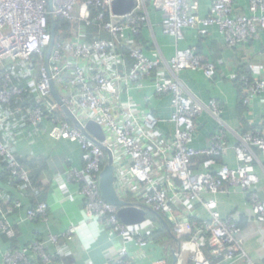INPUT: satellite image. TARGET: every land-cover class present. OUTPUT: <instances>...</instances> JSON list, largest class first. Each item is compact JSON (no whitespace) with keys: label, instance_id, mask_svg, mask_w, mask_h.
I'll return each mask as SVG.
<instances>
[{"label":"built area","instance_id":"built-area-1","mask_svg":"<svg viewBox=\"0 0 264 264\" xmlns=\"http://www.w3.org/2000/svg\"><path fill=\"white\" fill-rule=\"evenodd\" d=\"M53 1L51 12L49 0H0V127L11 120H24L54 140L80 145L83 167L69 169L58 181L65 192L67 185H78L87 222H98L123 241L121 249L110 252L106 264L150 260V248L160 249L165 258L176 249V264H212L206 257V246L222 264L248 258L239 237V218H223L216 197L240 190L252 220L258 227L264 225V199L258 194L260 178L255 172V164H260V157L264 159V135L244 133L232 148L239 168H217V159L230 149L225 137L228 126L223 120L224 107L216 101L202 102L180 77L181 72L190 69L215 80L216 66L196 48H178L169 61L153 59L136 38L151 28L149 9L153 7L162 14L163 33L177 43L184 39L185 29L206 36L210 28L217 26L228 48L234 51L258 40L264 32V0H249L247 14L237 11L234 0H215L207 18L198 15L197 0H137L134 11L123 16L112 13L113 0ZM58 21L72 27L67 29ZM152 78L156 99L171 98L168 122L174 125L175 134L167 142L161 136L155 137L161 120L151 107L130 97ZM233 79L239 82L249 114L254 100L264 101V76L239 74ZM53 89L86 133L68 117ZM204 113L210 114L220 128L206 149L196 150L195 121ZM90 122L103 130V141L87 131ZM108 152L113 158L118 197L128 206L146 211V220L141 224L125 225L118 216L119 208L102 197L100 176ZM200 156L207 158L204 172H197L193 165ZM0 161L22 192H33L29 171L1 138ZM194 204L208 212L207 219H200L199 213L192 210ZM21 208L22 204L17 203L8 213ZM47 213V205L39 203L27 212L28 220L46 222ZM149 214L169 228V238L176 247L167 250V240H155L161 228ZM80 230L81 225H72L61 234L50 232L44 242L35 240L23 248H12L4 264H65L71 252L61 242H73ZM1 235L16 237L5 213L0 218ZM49 244L54 253L49 252Z\"/></svg>","mask_w":264,"mask_h":264},{"label":"crops","instance_id":"crops-1","mask_svg":"<svg viewBox=\"0 0 264 264\" xmlns=\"http://www.w3.org/2000/svg\"><path fill=\"white\" fill-rule=\"evenodd\" d=\"M199 5L198 15L207 18L210 8L215 0H197ZM237 11L248 13L249 0H234ZM150 10V9H149ZM151 28L144 29L141 37L136 41L141 44L153 59L164 58L169 61L174 57L176 50L196 48L198 54L211 61L217 70L215 80H208L200 71L184 70L180 77L187 89L204 103L216 101L224 107L223 120L228 128L225 137L229 150L217 159V168L228 166L238 169L240 163L232 149L239 144V137L246 132H260L264 135V101L261 98L254 100L250 113L243 105L240 94L239 82L233 76L250 74L255 77L264 76V32L258 40H252L238 49L231 51L224 35L217 26L210 28L206 36H201L198 30L185 29L184 39L176 42L173 37L163 33L161 28L162 14L156 9L150 10ZM154 79L145 83L141 91H134L130 97L138 104L151 107L154 115L161 120L155 137H162L165 142L175 134V127L168 122L172 113L170 96L156 99L153 88ZM24 83V82H23ZM127 98V97H125ZM247 112L242 113V108ZM245 110V109H244ZM246 121V124L244 123ZM196 135L193 147L196 150H204L208 147L211 138L219 130L218 122L208 113H204L196 121ZM248 126V127H247ZM0 138L9 145L26 167L29 168L31 177L35 179L37 187L41 190V196L24 193L19 185L6 175L5 163L0 161V218L5 213L10 224L16 230V237L0 236V264H4L8 251L12 248H23L32 241L48 240L47 235L64 233L72 225H81V230L71 243L61 242L67 247L71 255L65 260V264H106L110 252L119 250L123 241L107 232L98 222H87L84 200L79 194V186L67 185L65 188L59 184V176H64L69 169L83 167L82 150L76 142L68 140L57 141L42 130H35L24 120H11L0 127ZM207 158L200 156L194 159V167L197 172H204V161ZM260 164H255V172L260 178L258 194L264 199V159L260 157ZM208 199L209 196H206ZM44 203L48 207L47 219L29 221L27 212L33 208V203ZM218 209L223 218H239L242 227H239V237L244 241V247L248 258L240 259L235 264H264V225L258 227L250 217V209L247 201L237 190L229 196H217ZM36 201V202H34ZM17 203L22 208L13 213L8 211ZM37 203V205L39 204ZM195 213H199L200 219H207L209 214L202 207L194 204ZM151 220L156 223L161 231L166 234L155 240L161 243L167 240L164 246L168 249L176 247L171 242L169 228L160 219L152 215ZM243 220V221H242ZM51 253L55 252L52 245H48ZM133 254L136 250H132ZM152 258L137 259L136 264H172L173 255L163 257L162 251L147 250ZM206 254V253H205ZM206 257L212 264H222V260L212 256L211 250Z\"/></svg>","mask_w":264,"mask_h":264},{"label":"water","instance_id":"water-1","mask_svg":"<svg viewBox=\"0 0 264 264\" xmlns=\"http://www.w3.org/2000/svg\"><path fill=\"white\" fill-rule=\"evenodd\" d=\"M138 2L137 0H113L111 4V10L114 15L117 16H123L130 14L134 11V9L137 7ZM54 9V1L49 0V10L52 12ZM53 94L57 102H59L60 105L63 106V110L68 115V117L74 122V124L81 129L83 132H85L82 129V126L75 120L73 114L64 106L61 98L57 94L56 90L53 89ZM87 131L91 132L92 134H95L98 140L103 141L104 140V132L103 130L96 125L94 122H90L87 126ZM86 133V132H85ZM109 153V159L104 167L101 176H100V189L103 199L119 208L118 216L120 220L128 226L132 225H138L146 220V211L137 209L134 207L128 206V204L118 197V194L116 192V189L114 187V181H115V170L113 165V158L110 152ZM177 250H173V263H177Z\"/></svg>","mask_w":264,"mask_h":264},{"label":"trees","instance_id":"trees-1","mask_svg":"<svg viewBox=\"0 0 264 264\" xmlns=\"http://www.w3.org/2000/svg\"><path fill=\"white\" fill-rule=\"evenodd\" d=\"M153 9V7H150V10H152ZM58 24H60V25H62L63 27H65V28H67V29H70L71 27H72V25L71 24H69V23H67V22H64V21H58ZM144 51L147 53V51H146V48H144ZM148 54V53H147ZM28 100V99H27ZM28 101H30V100H28ZM243 103V102H242ZM244 105V104H243ZM245 109V110H244ZM244 112H247L246 111V108L244 107V108H242V113L243 114H245ZM245 124H246V121L244 122ZM248 127V126H247ZM19 159V158H18ZM19 161L21 162V164L29 171V173H30V170H29V168L28 167H26L25 165H24V163L19 159ZM6 175L8 176V173L6 172ZM30 176H31V174H30ZM9 177V176H8ZM31 180H32V184H33V192H31V191H29L30 193H33L34 195H36L37 196V199H39L40 198V196H41V190L39 189V187H37V185L38 184H36V181H35V179L34 178H32L31 177ZM34 202H36V201H34ZM40 201H38L37 200V203H39ZM37 203H33V207H35V206H37ZM152 215H148V217H151ZM243 221V220H242ZM239 227L241 228L242 227V225H241V222H239ZM165 236L166 234L164 233V234H162V233H156L155 235H154V237L156 238V239H161V237L160 236ZM211 249L210 248H208V246H206V247H204V251H205V253L206 254H209V251H210Z\"/></svg>","mask_w":264,"mask_h":264}]
</instances>
